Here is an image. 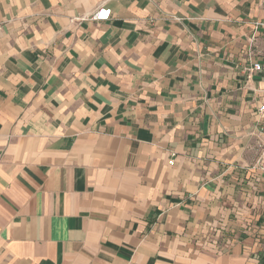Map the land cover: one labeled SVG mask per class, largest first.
Returning a JSON list of instances; mask_svg holds the SVG:
<instances>
[{
	"label": "crops",
	"instance_id": "0c3cea01",
	"mask_svg": "<svg viewBox=\"0 0 264 264\" xmlns=\"http://www.w3.org/2000/svg\"><path fill=\"white\" fill-rule=\"evenodd\" d=\"M257 20L264 0H0V264H262Z\"/></svg>",
	"mask_w": 264,
	"mask_h": 264
},
{
	"label": "built area",
	"instance_id": "2783aa9c",
	"mask_svg": "<svg viewBox=\"0 0 264 264\" xmlns=\"http://www.w3.org/2000/svg\"><path fill=\"white\" fill-rule=\"evenodd\" d=\"M109 16V10L100 9L93 17L96 19H105ZM254 32L262 30L264 32V20H257L253 23ZM249 75L258 74L264 78V59L252 60L250 67H248ZM254 115L256 122L251 133L256 138L257 157L254 160L253 168L258 169L264 174V97L256 106ZM170 164L172 160L168 161Z\"/></svg>",
	"mask_w": 264,
	"mask_h": 264
},
{
	"label": "rangeland",
	"instance_id": "374dc122",
	"mask_svg": "<svg viewBox=\"0 0 264 264\" xmlns=\"http://www.w3.org/2000/svg\"><path fill=\"white\" fill-rule=\"evenodd\" d=\"M262 264H264V262Z\"/></svg>",
	"mask_w": 264,
	"mask_h": 264
}]
</instances>
